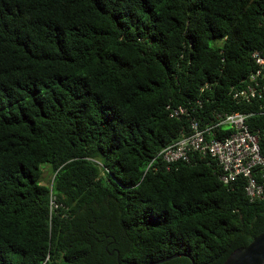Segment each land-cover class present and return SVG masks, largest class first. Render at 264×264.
Masks as SVG:
<instances>
[{"label":"trees","instance_id":"obj_1","mask_svg":"<svg viewBox=\"0 0 264 264\" xmlns=\"http://www.w3.org/2000/svg\"><path fill=\"white\" fill-rule=\"evenodd\" d=\"M255 52L264 0H0V264H224L248 246L264 201L243 179L148 166L194 117L251 110L230 91Z\"/></svg>","mask_w":264,"mask_h":264},{"label":"built area","instance_id":"obj_2","mask_svg":"<svg viewBox=\"0 0 264 264\" xmlns=\"http://www.w3.org/2000/svg\"><path fill=\"white\" fill-rule=\"evenodd\" d=\"M252 58L254 71L230 91L235 101L250 105L251 110L194 117L190 132L164 147L148 169L158 159L168 168L210 159L219 168L222 183L230 185L243 179L249 199L264 201V126L252 129L249 122L252 117L264 116V53L255 52ZM167 108L172 118L189 115L185 106ZM52 206H56L54 201Z\"/></svg>","mask_w":264,"mask_h":264},{"label":"water","instance_id":"obj_3","mask_svg":"<svg viewBox=\"0 0 264 264\" xmlns=\"http://www.w3.org/2000/svg\"><path fill=\"white\" fill-rule=\"evenodd\" d=\"M178 256L180 255H174L152 264L167 262ZM224 264H264V232L254 238L248 246L234 251Z\"/></svg>","mask_w":264,"mask_h":264},{"label":"rangeland","instance_id":"obj_4","mask_svg":"<svg viewBox=\"0 0 264 264\" xmlns=\"http://www.w3.org/2000/svg\"><path fill=\"white\" fill-rule=\"evenodd\" d=\"M42 171H43V175L41 178V182L43 184L51 186L53 181V173L51 171L50 165L49 164L42 165Z\"/></svg>","mask_w":264,"mask_h":264}]
</instances>
